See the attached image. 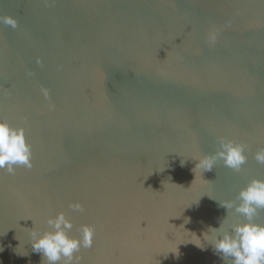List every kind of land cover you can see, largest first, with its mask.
<instances>
[{"label":"water","instance_id":"water-1","mask_svg":"<svg viewBox=\"0 0 264 264\" xmlns=\"http://www.w3.org/2000/svg\"><path fill=\"white\" fill-rule=\"evenodd\" d=\"M9 16L0 121L32 167L0 169V264H48L32 234L61 212L95 228L78 264H225L203 233L264 180V0H0ZM222 139L241 169L196 168Z\"/></svg>","mask_w":264,"mask_h":264},{"label":"clouds","instance_id":"clouds-1","mask_svg":"<svg viewBox=\"0 0 264 264\" xmlns=\"http://www.w3.org/2000/svg\"><path fill=\"white\" fill-rule=\"evenodd\" d=\"M0 23L15 28L17 21L12 17H0ZM211 43L216 41V34L210 33ZM47 97V91L45 90ZM31 145L27 142L26 132L23 128H14L6 121H0V169L14 174L16 167L31 168ZM259 163L264 164V149L255 155ZM245 148L242 144L233 141H220V150L210 156L199 160L196 168L211 171L217 160H222L226 167L239 171L246 162ZM239 203L232 201L220 202L226 209V216L220 221L219 227H209L203 233V240L210 244L213 251L221 260L228 264H264V224L258 223L255 217L258 211L264 209V180H252L239 192ZM73 211H82L83 205L76 203L70 205ZM234 209L244 217L240 223L225 228L228 212ZM50 231L43 234L33 233L32 248L42 253L48 264H78L81 248H91L94 242L95 228L82 226L79 238L69 235L73 223L64 213L49 218Z\"/></svg>","mask_w":264,"mask_h":264}]
</instances>
